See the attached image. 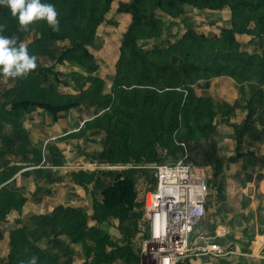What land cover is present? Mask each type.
Returning a JSON list of instances; mask_svg holds the SVG:
<instances>
[{"label": "rangeland", "instance_id": "rangeland-1", "mask_svg": "<svg viewBox=\"0 0 264 264\" xmlns=\"http://www.w3.org/2000/svg\"><path fill=\"white\" fill-rule=\"evenodd\" d=\"M118 1L129 2L131 0H116L107 14L106 22L96 31L95 46L90 47L101 72L95 73L93 76L84 73L83 79L87 80L92 76L93 82L85 87L79 85L77 80L81 78L84 69L77 64L57 67L60 70V78L69 83L65 88L64 99L79 100L82 103L80 107L60 114L57 121L50 118L44 111L33 109L24 123L26 126L25 136L29 140L28 149H34L38 144L51 145L49 150L54 154L53 159L46 162L45 167L42 164V169L35 167L34 170L45 171L46 177L50 181H54L56 190L51 192L48 189L43 197L40 199L37 197L36 203H33L30 198L34 193V184L32 181L30 183V179L23 174L24 171L30 170L25 167V155L17 153L5 161L10 162L11 167L20 169L10 181V188L22 196H26L29 200L21 215L14 217V221H18L24 226L28 225L30 219L36 214L48 212L49 204H54L55 207L60 203H65L64 209H67L63 210L62 207H59L55 211L57 217L63 220L65 228L68 229L70 224L79 219L86 220V230L95 229L100 232L97 233V242L106 239L114 243L109 244L108 248L118 252L119 248L125 250L126 257L118 259L117 264H156L154 258L156 248H152L153 245H150L147 206L155 168L161 164L174 163L187 157V162L194 165L207 178L209 194L206 214L190 237L191 245L194 244L201 231L209 230L211 234H214L227 222L229 223L228 230L235 228L234 226L241 228L244 225H249L251 218L254 223V212H245V208L253 202V199L246 198L244 194L247 193L248 184L252 188L256 185L259 192V183L264 181V105L262 109L256 111L251 128L241 143H239L240 139H236L233 128L225 125V117L217 120L219 129H217L215 137L210 140V144L216 148L222 159V165L219 167V171L214 172L206 165L202 155L195 151L194 147L189 148L185 145L184 152L176 150V146H173L171 150L170 147L165 146L155 150L148 143L153 135L147 129V124L140 115L141 120H138L137 116L135 117L133 113L129 112L141 113L142 116L144 113H149V110L155 113L156 109L144 107L141 104L142 94H137L135 89L139 91L152 89L159 95L168 90L164 86L165 83L163 84V81L157 76L156 69L171 65L170 57L176 54L174 51L177 50V44L180 46L184 44L193 51L195 63L208 57V53L194 47V43H191L187 36L189 32L195 34L199 39L206 37L215 41L217 38L222 39L226 30H230L232 26L249 23L250 27L255 28L257 19L248 17L244 12L240 16L235 15L228 6H224L220 10L211 6L197 7L184 19L183 16L174 18L168 14L153 13L151 5L148 3L143 9L142 25L135 34L139 54L136 58H132L128 49L122 46V37L130 26V19L128 16L116 14ZM36 36L35 32L27 33L24 47L29 55L44 64H50L49 62L52 60L50 54H53L56 49L66 46L65 43H61L57 45L56 49L52 45L35 47L31 44ZM236 42L244 48L242 51L250 57L261 56L264 58V41L258 43L249 35H237ZM215 43L213 42L215 51L225 50L221 42L215 41ZM197 51L200 53H196ZM182 55L184 56L180 62L184 60L191 62V58L186 55V52ZM37 72L35 68L27 76ZM247 78L253 79L254 77L250 74L237 78H230L226 75H196L187 80L182 78L181 86H191L204 97L235 104L236 101H242L244 95L240 93L239 84ZM16 79L0 75V86L7 85L8 88H11ZM49 86L53 88L51 84ZM97 87L107 98L103 104L100 103L102 108L93 99V93ZM119 87L127 90L128 93H118ZM137 104L139 105L136 106ZM104 106H107L106 112L102 110ZM239 114H241L240 111ZM190 122L193 126V120ZM235 122L242 125L244 120L238 117ZM87 125L89 129L86 130ZM9 131L10 128L7 127L6 132ZM184 131L182 124L180 132ZM125 141L128 147L124 145ZM19 146L20 144L14 146L13 151H18ZM210 150L214 154V151ZM133 151L137 152L136 156L132 153ZM239 151L248 154V156L243 159L236 158V153ZM31 170L33 169L31 168ZM71 173L74 174L72 177ZM82 179L86 186L87 182L92 181V185L88 187L90 192L96 194L98 198L106 199L109 203L113 200L118 201L120 215L110 214L111 217L101 223L94 221L91 217L93 203L87 201V195L82 193L83 190L74 183V181L80 182ZM47 186L49 185H45V187ZM95 188H99L97 193ZM237 194H243V196L237 198ZM261 194H258L256 204H259L258 212L260 211L262 214L264 209H260L262 206L260 203L264 202V195ZM121 206L128 208L129 213L122 212ZM68 209L75 210V213L72 215ZM83 211L87 212V217ZM121 216L126 219L120 221ZM69 220H73V223H70ZM77 226L78 223L72 230L79 232ZM15 228L14 224L7 223L0 235V262L9 254V234ZM75 234L74 232L73 235ZM66 238H69V235ZM238 240L240 239L238 238ZM234 242L236 239L229 233L220 239V244L226 250V255ZM128 246L130 249L127 248ZM146 246L147 249H145ZM48 250L52 256H56L58 253V248L54 245H50ZM244 254L239 250L237 254L227 256H230L236 264H243L248 259ZM189 259L196 261L191 257L184 258L181 260V264L188 263ZM207 259L211 258H204L202 261ZM212 259L222 264L224 262L221 258L213 257ZM201 264H209V262Z\"/></svg>", "mask_w": 264, "mask_h": 264}, {"label": "trees", "instance_id": "trees-1", "mask_svg": "<svg viewBox=\"0 0 264 264\" xmlns=\"http://www.w3.org/2000/svg\"><path fill=\"white\" fill-rule=\"evenodd\" d=\"M42 2L55 7L59 21L58 30H53L43 20L36 21L21 30L17 19L12 16L10 10L5 6H0V35L15 37L17 47H24L25 37L29 32L37 34L31 44L35 47L52 45L56 49L57 45L61 43L66 45L50 54L52 58L50 64H44L34 57L38 71L36 74L17 78L11 88H8L7 85L0 86V235L3 233L5 224H14L16 227L9 234V254L0 264H29L33 257L36 258V264H117L118 259L126 257L125 250L119 248L118 252L108 248L109 244L114 243L106 239L97 242V233L100 232L95 229L86 230V220L79 219L75 223L73 220H69L73 224H70L68 229L65 228L63 220L58 218L55 212L59 207H62L63 210L67 209H64L65 203H60L55 207L54 204H49V211L36 214L30 219L28 225L24 226L18 221H14V217L21 215L29 200L26 196H22L10 188V181L20 169L11 167L10 162H6L5 159L17 153L25 155V167L30 170L24 171L23 174L30 179V183L32 181L34 184V193L30 198L33 203H36L37 197L39 199L43 197L48 189L51 192L56 190L54 181H50L46 177L45 171L34 170L35 167L42 169V164L45 167L46 162L53 159L54 154L49 150L51 145L38 144L34 149H28L29 140L25 136L26 126L24 123L33 109L44 111L50 118L57 121L60 114L80 107L81 101L72 98L64 99L65 88L69 83L60 78V70L57 67L77 64L84 69L81 78L77 80L79 85L85 87L93 82L92 76L95 73H100L101 68L90 47L95 46L96 31L106 22L107 14L116 0H42ZM148 3L151 5L153 13L168 14L174 18L183 16L184 19L197 7L211 6L220 10L224 6H228L235 15L240 16L244 12L248 17L257 19L255 28L250 27L249 23L232 26L230 30H226L222 39L215 38L217 43L219 41L225 46L222 45L225 50L215 51L214 40L206 37L199 39L195 34L189 32L187 36L191 43H194V47L208 53V57L195 63L193 51L184 44L181 46L177 44V50L174 51L176 54L170 57L171 65L156 69L157 76L163 81V84L165 83L164 86L168 90L159 95L152 89L139 91L134 88L137 94H142L141 104L144 107L156 109L155 113L149 110L147 114L143 112L142 116L141 113L129 112L133 113L135 117L137 116L138 120H141L140 115L147 124V129L153 135L148 143L155 150L164 146L170 147L171 150L173 146H176V150L184 152L185 145L189 148L194 147V150L202 155L210 170L217 172L222 165V159L216 148L210 144V140L215 137L217 129H219L217 120L225 117V125L233 128L236 139H240L239 143H241L251 128L256 111L262 109L264 105V58L261 56L250 57L242 51L244 48L236 42L237 35H249L258 43L264 41V0L118 1L116 14L128 16L130 19V26L122 37V46L128 49L132 58H136L139 54L135 34L142 25L143 9ZM185 52L190 56L191 62L184 59L180 62L184 56L182 53ZM74 73L72 74L78 77ZM84 73L92 75L87 78L88 81L83 79ZM246 74H250L254 78H247L239 84L240 93L244 96L242 101H236L235 104L204 97L191 86H181L182 78L187 80L196 75H226L230 78H237ZM50 84L53 88L49 86ZM117 92L128 93L127 90L120 87ZM104 95L97 87L93 93L94 102L101 106L100 103L103 104L107 100ZM106 108L107 106H104L102 110L105 111ZM238 117L244 120L242 125L235 122ZM190 120H193V126ZM182 124L184 132H180ZM7 127L10 128L9 132H6ZM87 129H89L88 125ZM18 144H20L18 151H13V147ZM124 145L128 147L126 141ZM210 149L214 151V154ZM132 153L134 156L137 154L135 151ZM246 156L248 154L241 151L236 153L238 159H243ZM72 175L74 174L71 173L70 176L72 177ZM82 180L74 181V183L83 190L82 193L87 195H85L87 201L93 203L91 217L94 221L101 223L111 217L110 214L118 215L120 213H118L120 206L118 201L113 200L109 203L106 199L98 198L96 194L90 192L88 187L92 185V181L87 182L86 186ZM152 181L150 191L155 190L157 185L155 173ZM45 185L49 186L45 187ZM95 191L97 193L99 188H95ZM261 208L263 209V205L260 206ZM68 210L72 215L75 213L73 209ZM120 210L125 211L126 214L129 213L125 206H121ZM83 213L86 217L88 216L86 211ZM122 219L126 218L121 216L120 221H123ZM77 223L79 232L72 230ZM74 232L75 235H73ZM67 234L69 238H66ZM50 245L58 248L56 256H52L48 252ZM127 248L130 249V246Z\"/></svg>", "mask_w": 264, "mask_h": 264}, {"label": "built area", "instance_id": "built-area-1", "mask_svg": "<svg viewBox=\"0 0 264 264\" xmlns=\"http://www.w3.org/2000/svg\"><path fill=\"white\" fill-rule=\"evenodd\" d=\"M157 185L149 192L147 224L150 245L156 248V264H179L184 258L223 257L226 250L218 239L227 235L201 231L191 245L190 237L206 214L207 178L187 157L155 168ZM147 249V246L145 247Z\"/></svg>", "mask_w": 264, "mask_h": 264}, {"label": "clouds", "instance_id": "clouds-1", "mask_svg": "<svg viewBox=\"0 0 264 264\" xmlns=\"http://www.w3.org/2000/svg\"><path fill=\"white\" fill-rule=\"evenodd\" d=\"M0 6L10 10L21 30L41 20L46 21L53 30H58L57 12L52 4L43 3L42 0H0ZM36 66L35 58L29 55L27 49L16 46L15 37L0 35V75L23 78ZM29 264H36V258L33 257Z\"/></svg>", "mask_w": 264, "mask_h": 264}, {"label": "crops", "instance_id": "crops-1", "mask_svg": "<svg viewBox=\"0 0 264 264\" xmlns=\"http://www.w3.org/2000/svg\"><path fill=\"white\" fill-rule=\"evenodd\" d=\"M250 186L251 185H249V184L247 185V188H246L247 192H248V189ZM253 190H254V194L252 196L248 195V193H245L244 195L246 196V198H252L253 199V202L248 204L247 207L245 208V212L246 213H250V211L254 212V216H253L254 217V223H252L253 220H251L252 219L251 218L249 220L250 224L246 225V226L244 225V227H241V228L234 226L235 228L228 230V224H229L228 222L225 226H223V227L227 228V231H228L227 234L229 233L230 235H232V237H234L236 239V242H234L229 247L230 250L228 251L227 255L237 254V252L240 250L243 253H245L244 255L246 256V258H248L247 261L244 262L243 264H264V213L261 214L260 211L258 212V210H259L258 205L259 204L258 203L256 204V201H257L256 199L258 197V194L262 193L261 195L262 196L264 195V181L259 183V192H258L256 185H254ZM242 196H243V194H240L236 197L238 198V197H242ZM261 204L263 205V209H264V202L260 203V205ZM209 210H210V208H209ZM215 210H216V208H215ZM222 212H223V210H222ZM213 214H214V212H213ZM219 229H221V228H219ZM219 229H217L216 232ZM204 231L211 234V232L209 230H204ZM223 238H221V239H223ZM238 238L240 240H238ZM218 241L220 242V239H218ZM238 254H240V253H238ZM227 255H225L223 257H214V258H218V259L221 258L224 261L223 264H236L235 261L232 260V258L230 256H227ZM205 258H211V259H207L206 261H202L204 258H199V259L192 258L196 261H192L189 259L188 263H185V264H201L202 262H207V261L209 262V264H220L221 263L219 261H216L215 259H212L213 257H205Z\"/></svg>", "mask_w": 264, "mask_h": 264}, {"label": "water", "instance_id": "water-1", "mask_svg": "<svg viewBox=\"0 0 264 264\" xmlns=\"http://www.w3.org/2000/svg\"><path fill=\"white\" fill-rule=\"evenodd\" d=\"M248 195H253L254 194V190H253V188L252 187H250L249 189H248Z\"/></svg>", "mask_w": 264, "mask_h": 264}]
</instances>
